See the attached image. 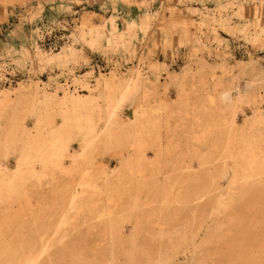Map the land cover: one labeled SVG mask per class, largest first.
I'll use <instances>...</instances> for the list:
<instances>
[{"label": "bare ground", "instance_id": "bare-ground-1", "mask_svg": "<svg viewBox=\"0 0 264 264\" xmlns=\"http://www.w3.org/2000/svg\"><path fill=\"white\" fill-rule=\"evenodd\" d=\"M132 26L128 22L124 30ZM86 28L89 46L97 47L103 26ZM111 31H116L114 24ZM109 34L104 35L107 44ZM59 58L60 52L40 59ZM217 69L222 75L216 76ZM227 72L222 64L202 60L195 69L184 67L178 76L168 77L177 84V99L160 98L154 109L139 98L158 95L159 81L147 87L139 77L114 73L97 80L88 94L58 96L38 84L19 86L14 97L0 91V264H87L69 247L74 243L64 230L68 225L56 223L72 210V218L87 214V228L102 237L99 243L105 250H122L124 264H151L150 248L157 251L155 264H169L187 246L190 264H264V234L257 229H264V218H242L239 212L245 199L264 196V112L244 114L243 107L256 101L252 82L241 87L236 75L226 80ZM126 106L132 108L133 118L122 116ZM239 114L244 115L241 124ZM28 119H33L30 127ZM162 121L172 135L177 128L190 133L183 139L169 135L164 145ZM73 142L78 150H71ZM147 147L154 150L152 159L147 158ZM202 147L206 151L200 152ZM190 154L196 157V168L186 160ZM107 155L119 161L110 172L100 160ZM76 187L82 190L81 200ZM34 194L41 198L33 200ZM96 196L110 205L105 213L95 210V203L84 204ZM173 209L187 216L176 220L177 215H166ZM153 213L160 216L153 223L162 229L158 233L145 228ZM134 216L128 239L124 226ZM168 224L171 229H166ZM202 230L204 237L194 246ZM57 233L69 246L53 254ZM138 234L143 235L142 246L133 256L123 249ZM225 238L230 242L227 261H209L210 246ZM95 260L90 264H108ZM110 264H116L115 256Z\"/></svg>", "mask_w": 264, "mask_h": 264}, {"label": "rangeland", "instance_id": "rangeland-1", "mask_svg": "<svg viewBox=\"0 0 264 264\" xmlns=\"http://www.w3.org/2000/svg\"><path fill=\"white\" fill-rule=\"evenodd\" d=\"M3 2L0 0V91L12 92L11 97L15 96L13 92L19 86L30 84H38L46 92L58 96H62L64 92L75 95L88 94L89 88H93L97 80L100 81L114 73L117 77H139L145 80L147 87L159 81L158 95L150 93L148 97L142 95L139 98L145 107L154 109L160 98L177 99V84L169 81L168 77L178 76L184 67L195 69V63L202 60L208 65L222 64L226 67L229 71L225 75L227 81L236 75V84L241 87L252 82L251 88L256 101L245 105L243 112L247 116H251L256 110L264 112V0ZM255 12L259 13L258 18ZM183 21L186 22L185 25ZM82 22L86 23V27L103 26L104 32L101 33L97 47L89 46L90 36L86 34L87 28H82ZM128 22L134 23V26L124 30ZM113 24L116 31H111ZM81 30L85 34L84 37ZM107 32L111 34L108 36L111 39L109 44L105 39ZM59 52V59L41 61L42 56H54ZM216 72V76L222 75L221 69ZM207 78L211 80L209 74ZM189 84L187 81L184 88L188 89ZM208 88L209 86L207 90ZM242 115L238 116V124L242 123ZM122 116L133 118L132 108L126 106ZM163 117L164 115H160L161 119H164ZM164 122L160 123L164 145L169 135L173 139L179 136L183 139L186 133H190L189 130L177 128L172 135L167 132V124ZM26 125L32 126L33 119H28ZM169 125H174V120H170ZM71 147L72 151L78 150V143L73 142ZM204 151L206 147L200 149V152ZM145 153L147 158L154 157L153 148L147 147ZM100 160L109 172L119 165L118 160L108 155ZM186 160L192 167H197L196 157L192 154ZM7 166L13 168L14 164ZM31 184L29 181L28 186L34 192ZM224 185L226 186V182ZM81 192L79 187L74 190L79 200L83 197ZM39 198L41 195L34 194L33 200ZM92 203L96 204L95 210L99 208L103 213L110 207L103 196L90 198L84 204ZM244 204L239 211L242 218H264V196L247 198ZM80 205L78 201L75 207ZM72 211L64 214L62 219H57L56 223L68 225L64 230L68 234L67 238L70 237L74 244L69 246L66 241L60 242L61 233H57L50 252L57 254L67 245L75 248V254L84 258L87 264H90L89 261H97L95 258H101L110 264L111 256L116 257V264H124L121 249L113 252L105 250L107 246L99 243L102 237L87 228V214L79 213L77 218H72L76 214ZM166 215H177L176 220L187 216L177 209L168 211ZM159 217L157 214H151L145 228L152 233L160 232L162 229L153 226ZM213 219H208V223ZM136 220L134 216L131 223L124 226V235L128 239L133 236L132 223ZM146 229L144 231H147ZM166 229H171L169 224ZM257 229L260 234H264V229ZM142 234H138L123 250L131 252L134 256L138 251L136 249L142 246ZM203 237L204 230L200 232L194 246L198 245ZM229 243L225 238L224 243L212 244L209 248L212 254L209 261L225 263L228 259L226 249ZM190 251L189 246L180 248L169 264H190ZM156 253V248H150L151 264H155Z\"/></svg>", "mask_w": 264, "mask_h": 264}, {"label": "crops", "instance_id": "crops-1", "mask_svg": "<svg viewBox=\"0 0 264 264\" xmlns=\"http://www.w3.org/2000/svg\"><path fill=\"white\" fill-rule=\"evenodd\" d=\"M121 77H123V76H121ZM124 77H127V76H124Z\"/></svg>", "mask_w": 264, "mask_h": 264}]
</instances>
